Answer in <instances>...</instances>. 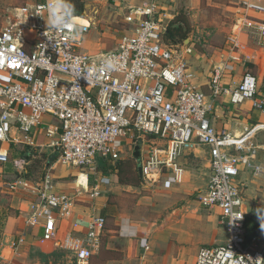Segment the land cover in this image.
<instances>
[{
    "label": "built area",
    "instance_id": "built-area-1",
    "mask_svg": "<svg viewBox=\"0 0 264 264\" xmlns=\"http://www.w3.org/2000/svg\"><path fill=\"white\" fill-rule=\"evenodd\" d=\"M259 1H240L244 15L234 27L238 34H252L264 48V0ZM120 3L127 5V30L116 50L99 58L84 47L92 20L76 21L79 32H46V0L0 10V141L36 147L39 129L47 140L44 146L58 154L63 166L81 169L87 181L95 180L92 187L77 184L74 194L56 192L50 172L41 184L21 180L11 185L13 190L21 186L37 194L27 225L42 229V243L57 242L58 225L75 217L82 190L94 201L110 183L100 163L117 156L133 140L149 136L166 150H154L141 167L142 174L171 168L168 181L172 184L183 180L178 159L202 147L209 149L211 172L200 204L219 210L227 240L201 248L195 264H264V229L248 240L247 201L240 182L243 171L264 179V166L258 161L259 151L264 158V147L252 142L248 129L238 136L216 129L211 120L223 93L231 104L249 101L264 115V93L257 76L245 71L237 87L224 86L225 71L232 72L231 63L241 62L236 41L228 60L210 72L212 94L206 95L189 65L192 48L184 45L180 51L163 41L168 25L164 0ZM46 115L53 122L46 124ZM159 155L166 156L160 159ZM25 163L19 161L23 170ZM96 212L94 207L81 235H74L75 228L59 244L72 254L75 264H90L100 248L107 220ZM25 239L21 233L13 243L16 253ZM141 247L150 250L147 239H142Z\"/></svg>",
    "mask_w": 264,
    "mask_h": 264
},
{
    "label": "crops",
    "instance_id": "crops-1",
    "mask_svg": "<svg viewBox=\"0 0 264 264\" xmlns=\"http://www.w3.org/2000/svg\"><path fill=\"white\" fill-rule=\"evenodd\" d=\"M255 1L258 2L259 0ZM176 2L177 0H164L166 12L168 13V18L165 19V23H169L170 20L174 18L175 15L173 12L176 10ZM238 10L241 11V16L239 17V19H241L244 15V10L241 6ZM258 16L259 15H257V18ZM77 18L92 20L91 17L87 15ZM249 34L250 33L247 31L238 34L236 41L239 45V49L236 51L241 56V62L231 63L234 67L232 72L229 70L225 71L223 84L227 89H233L239 85L242 75L251 64L257 63V78L259 82L264 76V48L259 45L258 41L257 48L251 47L248 41ZM243 35L245 36L244 40L241 39ZM232 50L233 48L231 47L226 50V54H223L221 64L228 60L229 56L232 54ZM197 61L199 62H194V67H191L196 75V83L206 95L210 96L212 92L209 86V74L212 69H207L205 73L202 74L201 71L196 70V68L199 66L207 67L206 63L205 61H203L204 63L200 62V60ZM221 64L219 66H221ZM261 92L264 93V90ZM229 100V95L223 93L215 102L211 120L216 129H225L238 136L248 129L251 139H253V137L255 138L256 134L264 131V115L258 111L256 112L249 101L242 105H234L235 107H231L233 104H231ZM45 117V123L53 122L52 120H45ZM12 134L17 135L18 133L13 131ZM262 134H258L257 143L254 139L255 145L259 146V148L264 147V143L261 139L263 136ZM35 141L36 147L0 141V159L2 158L4 160L6 158L5 161L0 160V264H34L36 253L45 255L52 254L57 248H60L59 244L64 241L69 233H73L75 228L74 235H81L82 232L85 231L86 224L89 220L88 218L94 207L97 212L106 214L107 222L101 236L100 248L92 257L90 264H195L198 252L201 248L223 243L227 240V232L225 228L219 224V210H207L203 208L205 211L212 212L213 215L202 214L197 220L189 219L187 222H184V219L172 220L163 227L157 228L155 227L156 223L151 219H134L125 214L123 209L119 207L122 206L121 203H112L104 198L103 202H101L100 198L98 203H95V200H90L89 195L82 190L76 201L75 217L59 223L58 225V241L55 243H42L39 240L42 229L27 225L32 204L37 203L38 200L36 192L21 186L13 190L11 189V185L21 180L30 181L33 185L41 184L44 181L45 174L50 172L56 192L74 194L81 173L78 174L75 170L70 174L65 170L67 167L63 166L57 159L53 164H48L47 168L41 172L37 180L25 176L30 171L33 172V160L39 158L46 152L45 148H48L44 146L47 144V140L39 129ZM41 145L43 146L41 147ZM205 151H207L209 156V149L203 147L189 155L193 154L194 156H200V158H202L206 156ZM259 152L258 161H264L261 151ZM27 153L33 154L32 160L26 158V155H28ZM22 160L26 161L24 170L19 166V161ZM58 166H63L64 169L60 173L58 171L55 173ZM207 166H209L208 172L210 173L209 160ZM56 175L61 181L55 183L54 179H56ZM105 176L110 180V183L103 187L104 190L113 182L111 179L112 175L108 176L105 174ZM113 176L117 180V174ZM71 177H75V180L69 179ZM184 177L185 173L183 179ZM241 178L243 181L249 180L248 171H243L241 173ZM81 180L86 183L85 176H83ZM94 184V178H90V181H87L88 187H92ZM114 194L119 195V191L118 194ZM247 211L249 214L248 202ZM76 223L79 224L77 227L75 226ZM219 228H224L223 234H221ZM21 233L26 234V239L24 245L20 247L18 249L19 251L16 253L13 249V243L19 238ZM217 238L218 240H216ZM142 239L148 240L150 246L149 251L141 247ZM65 258L66 257H62L63 260L61 259L62 261H60L62 264H75L73 260L68 258L69 261ZM49 260L50 263L53 264L54 259L51 258ZM49 260H47V264H49Z\"/></svg>",
    "mask_w": 264,
    "mask_h": 264
},
{
    "label": "rangeland",
    "instance_id": "rangeland-1",
    "mask_svg": "<svg viewBox=\"0 0 264 264\" xmlns=\"http://www.w3.org/2000/svg\"><path fill=\"white\" fill-rule=\"evenodd\" d=\"M32 2L33 0H0V10L9 11L17 6H28ZM86 5L84 16L91 17L93 23L91 31L85 39L84 47L87 53L94 58H99L103 54L116 50L119 39L122 34H125L127 26L124 22L126 14L124 8L127 5L121 4L120 0H86ZM239 7V0H177L174 15H184L191 26L190 34L184 42V45L192 48V53L188 56L190 67H194V62H199L197 60L202 63L205 61L207 67L199 66L196 68L203 74L207 69H213L221 64L223 54H226L228 48H233L238 38L234 25L241 16V11L238 10ZM76 20L85 23L83 18H76ZM248 36L250 46L257 48V39L252 34ZM244 38L243 35L241 39L244 40ZM184 45L175 43L174 47L179 46V50L183 51ZM247 69L246 71L257 76V63L251 64ZM259 87L260 91L264 90V76L259 82ZM233 106L231 105V107ZM45 120L53 121V117L46 115ZM258 134L251 139L254 144L257 143ZM262 135L261 139L264 143V133ZM163 145L161 141L157 143V140L152 137L144 136L125 145L117 156L108 159V163H111L112 166H116L118 161H123V166L136 170L139 176L133 179L137 184H121L118 174L117 180L113 176L117 172L109 170V173L103 174L112 175L113 182L103 190L100 197L97 198L98 200L95 199V203H98L100 198L101 202L104 201V198L112 203H121L122 206L119 207L123 209L125 214L134 219H151L156 223L155 227L157 228L163 227L172 220L184 219V222H187L189 219L197 220L202 214L213 215L212 212L205 211L207 208L200 204V196L205 192L210 177L208 176L210 175L208 172L209 166H207L210 159L207 151H205L206 156L202 158L193 154H186L176 161V164L185 171L183 182L178 184H172L168 181L170 174H172L171 168L148 176L143 175L142 171L140 172L139 166H143L145 161L153 155L154 150H166V146ZM137 147H139L138 157L135 155ZM45 151L32 164L35 171L32 175L34 180L40 177L41 172L47 168L55 153L51 148H45ZM165 156L159 155V158L162 159ZM261 163L264 166V161H261ZM63 169V166H58L55 173L57 171L60 173ZM65 170L70 174L75 170L78 174L84 172L81 169L70 167L65 168ZM83 176L85 175H80L78 178L79 187H86L87 185V179L86 183L81 180ZM69 179L75 180V177ZM248 179L245 181L242 178L240 179L241 190L243 195L246 193L244 197L249 203V213L253 209V213H255L256 209L264 207V179L251 174V172H248ZM54 180L55 183L61 181L57 175ZM118 191L119 195H115L114 193L118 194ZM96 213L107 218L103 212ZM257 220L259 221V219ZM219 229L223 234L224 228ZM35 255L34 264H47L49 259H46L43 254L36 253ZM65 257L67 260H73L72 254ZM49 264H51L50 260ZM53 264L57 263L53 261ZM58 264H62V262H58Z\"/></svg>",
    "mask_w": 264,
    "mask_h": 264
},
{
    "label": "trees",
    "instance_id": "trees-1",
    "mask_svg": "<svg viewBox=\"0 0 264 264\" xmlns=\"http://www.w3.org/2000/svg\"><path fill=\"white\" fill-rule=\"evenodd\" d=\"M75 6H76V17H83L84 12L86 10V0H73ZM191 31V26L189 20L184 17V15H175L173 19L170 20V22L167 25L166 32L163 36V41L165 44L169 46H174L175 43H181L184 45L185 40H187L189 34ZM28 148V147H27ZM29 152V151H28ZM32 152V151H31ZM26 158L29 160L33 159V154L27 153ZM58 154L54 153L53 157L49 161V165L53 164L58 159ZM35 162V159L33 160ZM111 163H108V161H102L100 163L99 169L102 173H109V170L117 172L119 177V181L121 184L124 185H136L133 178H138L139 174L136 170H133L132 168H129L127 166H123V161H118L116 166L110 165ZM141 167L139 166V170L141 172ZM35 171L27 173L25 176H28L30 178H33L32 175ZM254 210V209H253ZM253 210L250 211V213L247 216V233L250 235L251 233L255 232L260 227V221H258V217L256 212L253 213ZM252 212V213H251ZM59 254V255H58ZM43 256L46 259H54L56 263L58 261L60 262L62 257L70 256L69 252H65V250L61 248H57L55 252H53L50 255Z\"/></svg>",
    "mask_w": 264,
    "mask_h": 264
},
{
    "label": "clouds",
    "instance_id": "clouds-1",
    "mask_svg": "<svg viewBox=\"0 0 264 264\" xmlns=\"http://www.w3.org/2000/svg\"><path fill=\"white\" fill-rule=\"evenodd\" d=\"M47 31H60L64 29H75L79 32L76 24V6L73 0H46ZM257 217L260 221L261 229H264V207L256 209Z\"/></svg>",
    "mask_w": 264,
    "mask_h": 264
},
{
    "label": "water",
    "instance_id": "water-1",
    "mask_svg": "<svg viewBox=\"0 0 264 264\" xmlns=\"http://www.w3.org/2000/svg\"><path fill=\"white\" fill-rule=\"evenodd\" d=\"M136 150H137V153L135 155H136V157H138L139 156V147H137ZM261 231H262V229H261V227H259L255 232H253L249 235L248 240L251 241L253 238L260 235Z\"/></svg>",
    "mask_w": 264,
    "mask_h": 264
},
{
    "label": "bare ground",
    "instance_id": "bare-ground-1",
    "mask_svg": "<svg viewBox=\"0 0 264 264\" xmlns=\"http://www.w3.org/2000/svg\"><path fill=\"white\" fill-rule=\"evenodd\" d=\"M77 21V20H76ZM78 22V21H77ZM86 187H87V185H86Z\"/></svg>",
    "mask_w": 264,
    "mask_h": 264
}]
</instances>
